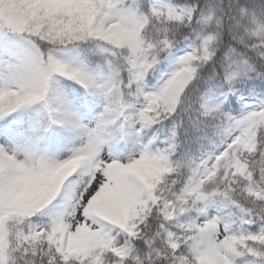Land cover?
Returning <instances> with one entry per match:
<instances>
[{
    "label": "snow or ice",
    "instance_id": "1",
    "mask_svg": "<svg viewBox=\"0 0 264 264\" xmlns=\"http://www.w3.org/2000/svg\"><path fill=\"white\" fill-rule=\"evenodd\" d=\"M0 264H264V0H0Z\"/></svg>",
    "mask_w": 264,
    "mask_h": 264
}]
</instances>
